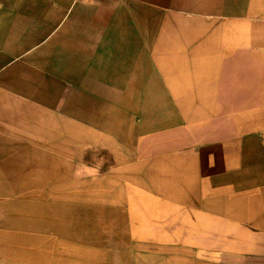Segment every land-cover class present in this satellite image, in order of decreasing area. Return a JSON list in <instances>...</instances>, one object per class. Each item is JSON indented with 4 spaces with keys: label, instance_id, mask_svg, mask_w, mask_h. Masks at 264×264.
Segmentation results:
<instances>
[{
    "label": "crops",
    "instance_id": "obj_1",
    "mask_svg": "<svg viewBox=\"0 0 264 264\" xmlns=\"http://www.w3.org/2000/svg\"><path fill=\"white\" fill-rule=\"evenodd\" d=\"M0 264H264V0H0Z\"/></svg>",
    "mask_w": 264,
    "mask_h": 264
},
{
    "label": "rangeland",
    "instance_id": "obj_2",
    "mask_svg": "<svg viewBox=\"0 0 264 264\" xmlns=\"http://www.w3.org/2000/svg\"><path fill=\"white\" fill-rule=\"evenodd\" d=\"M208 128V127H207ZM210 129V128H209ZM209 131H211V130H208V129H206V128H203V131H202V137H203V139H208V138H210L211 136H210V132ZM225 136V134L224 133H215L214 132V135H213V137L212 138H222V137H224ZM112 162L113 161V159H111V158H108V162ZM109 168V167H108Z\"/></svg>",
    "mask_w": 264,
    "mask_h": 264
},
{
    "label": "built area",
    "instance_id": "obj_3",
    "mask_svg": "<svg viewBox=\"0 0 264 264\" xmlns=\"http://www.w3.org/2000/svg\"><path fill=\"white\" fill-rule=\"evenodd\" d=\"M77 1H80V0H77Z\"/></svg>",
    "mask_w": 264,
    "mask_h": 264
}]
</instances>
